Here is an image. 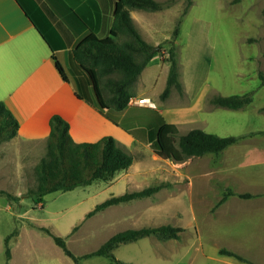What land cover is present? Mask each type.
Listing matches in <instances>:
<instances>
[{
    "label": "rangeland",
    "instance_id": "obj_1",
    "mask_svg": "<svg viewBox=\"0 0 264 264\" xmlns=\"http://www.w3.org/2000/svg\"><path fill=\"white\" fill-rule=\"evenodd\" d=\"M191 1L174 40L172 32L186 0H174L163 9L148 12L152 21L149 43L156 47L163 62H167L169 45L174 46L182 85V92L173 86L162 100L159 94L165 85L154 72L149 81V99L152 106L163 105L161 109L167 106L165 103L174 109L197 105L202 108L199 115L206 121L201 123L205 131L242 137L219 153L179 162L157 156L146 145L128 143L134 162L111 180L50 192L39 201L29 190L36 187L35 164L45 153V141L12 138L0 142V191L13 195L9 198L0 192V264L5 262L4 237L14 229L18 233L21 229L18 237L9 241L14 264L25 263L23 251L35 256L41 249L52 260L57 256L58 264H74L39 226L65 237L74 254H83L96 249L116 231L165 223L185 230L179 244L194 235L193 226L195 232L200 230L208 255H216V246L226 244L240 254L264 261V203L238 202L250 200L240 197L241 192L254 194L251 198H264V76L259 77V72H264V0ZM154 60L161 62L158 55ZM246 91L252 93V101L244 108L229 109L208 101L209 94ZM190 126L177 124L179 133ZM112 180L118 192L163 185L150 195L110 205L105 211L85 217L96 203L108 197L110 186L106 183ZM227 189L235 192L228 197L235 195L237 200L227 204L224 200L215 206ZM177 240L150 235L121 244L114 253L132 264H222L205 259L187 244L167 261L152 259L153 251L163 255L167 250H176ZM257 241L259 249L248 247ZM81 263L109 264V259L90 256Z\"/></svg>",
    "mask_w": 264,
    "mask_h": 264
},
{
    "label": "trees",
    "instance_id": "obj_2",
    "mask_svg": "<svg viewBox=\"0 0 264 264\" xmlns=\"http://www.w3.org/2000/svg\"><path fill=\"white\" fill-rule=\"evenodd\" d=\"M173 1L115 0L110 35L99 38L95 34L89 33L72 49L71 57L74 65L72 74L75 93L79 98L91 101V95H93L99 109L104 111L105 116L113 123L121 126L136 140L147 143L157 156L179 162L188 157L219 153L228 145L235 143L242 135L221 136L199 127L179 133L177 125L166 121L157 107L132 108L128 106L133 84L141 70L157 53L154 46L146 42L135 28L129 9L155 11L169 6ZM191 3V0H186L185 6L177 18L171 40L176 38L179 32L178 23ZM167 62L166 83L159 94L162 100L169 95L173 86L182 92L172 44L168 48ZM55 65L62 78L68 79L57 60H55ZM263 76L264 72H259V77L263 78ZM208 101L216 106L240 109L250 104L252 93L250 91L229 95L213 93L209 94ZM123 112L125 115L121 117ZM68 126V122L58 114H53L49 119L45 153L35 164L36 187L34 190L28 189L29 194L35 196V201L42 200V196L50 192L69 190L77 186L91 184L97 180L109 181L118 171L128 168L133 162V154L112 135H104L93 142H76L68 132ZM18 127V120L4 101L0 100V142L13 138L17 134ZM162 185V183L153 184L138 190L112 194L96 203L92 209L85 213V217L110 205L150 195L159 190ZM0 192L5 193L9 198L13 197L9 192L3 190ZM233 193L235 192L231 189L225 190L215 206ZM238 195L242 198L254 196L250 192H242ZM75 227L76 225L72 227V230ZM39 228L48 234L75 264H81V259L84 257L95 255L108 258L112 264H131L114 255L113 248L119 243L135 241L150 235L159 239H177L182 230L180 226L168 223L127 228L110 235L92 251L74 254L67 247L65 237L55 234L44 225ZM17 233V229H14L4 237V264H9L11 258L9 241ZM218 252L248 264H256L225 248H220Z\"/></svg>",
    "mask_w": 264,
    "mask_h": 264
},
{
    "label": "crops",
    "instance_id": "obj_3",
    "mask_svg": "<svg viewBox=\"0 0 264 264\" xmlns=\"http://www.w3.org/2000/svg\"><path fill=\"white\" fill-rule=\"evenodd\" d=\"M114 1L0 0V100L4 101L19 122L17 134L13 139H27L36 143L44 142L49 132V119L53 114H58L68 122V132L76 142H93L104 135H112L130 153L128 143L136 142L149 147L147 143L136 140L125 129L107 118L104 111H101L97 106L93 95H91L92 100L87 101L79 98L75 93V82L72 74L74 66L71 57L72 49L89 33H93L99 38L110 35ZM148 12L149 10L144 9H129L135 28L141 37L149 43V28L152 21L149 19ZM156 55H158V60L161 61L160 54L155 53L141 70L131 88L132 95L128 102L129 107L149 106L137 104L135 100L143 97L149 98V81L154 78V72L165 85L168 63L163 61L158 63L157 60H154ZM55 60L61 64L68 79L62 78L55 65ZM165 64L167 66H164ZM165 105L167 106L161 109L163 105L160 104L158 109L166 121L177 122V124H190L191 126L187 131L193 127L203 129L202 126L205 124L201 123H206V121L199 115V111L202 110L201 107L192 105L174 109L168 107L169 105L166 103ZM124 115L125 112L122 113L121 117ZM113 181L106 183L110 186L108 196L124 192L114 190ZM232 189L240 191L234 187ZM254 198L250 197L248 201L238 200V202L264 203V198ZM232 199L237 200V197L235 195L227 196L225 203H229ZM102 211L105 210L102 209ZM227 212L231 214L230 210ZM191 229L194 232V235L191 236L192 239L186 237V241L179 244L181 233L185 231L182 228L177 238L179 245L177 249L167 250L168 252L163 255L155 254L153 251L152 259L158 262L167 261L181 253L183 245L187 244L188 248L195 247L197 253L205 259L222 264H248L232 256L219 254L218 250L220 248L240 254L226 244L216 246V255H208L203 247L204 242L200 230L195 232L193 226H191ZM20 231L21 229L16 237H18ZM206 240H208V237ZM46 241L49 248H52L51 242ZM132 242L134 241L119 243L113 248V253L121 244ZM248 247L257 250L260 248V241L250 244ZM38 249H41V247ZM23 254L24 264H58L57 256L52 260L49 257L50 254L42 249L38 250L35 256L31 255L33 253L30 252L23 251ZM55 254L57 255V251H55ZM240 255L256 264H263L264 262L243 254ZM115 256L119 258L117 255ZM84 258L87 259L88 257ZM121 260L125 261L124 259ZM9 264H14L12 249ZM109 264H112L110 260Z\"/></svg>",
    "mask_w": 264,
    "mask_h": 264
},
{
    "label": "built area",
    "instance_id": "obj_4",
    "mask_svg": "<svg viewBox=\"0 0 264 264\" xmlns=\"http://www.w3.org/2000/svg\"><path fill=\"white\" fill-rule=\"evenodd\" d=\"M146 100H147V98H144V97L143 98H138V99L135 100V103L149 105V102L146 101ZM150 105L152 106L154 104H150Z\"/></svg>",
    "mask_w": 264,
    "mask_h": 264
},
{
    "label": "bare ground",
    "instance_id": "obj_5",
    "mask_svg": "<svg viewBox=\"0 0 264 264\" xmlns=\"http://www.w3.org/2000/svg\"><path fill=\"white\" fill-rule=\"evenodd\" d=\"M146 101H148L149 102V104H153V102L149 99V98H147V100Z\"/></svg>",
    "mask_w": 264,
    "mask_h": 264
},
{
    "label": "water",
    "instance_id": "obj_6",
    "mask_svg": "<svg viewBox=\"0 0 264 264\" xmlns=\"http://www.w3.org/2000/svg\"><path fill=\"white\" fill-rule=\"evenodd\" d=\"M156 47H154V49H155Z\"/></svg>",
    "mask_w": 264,
    "mask_h": 264
}]
</instances>
